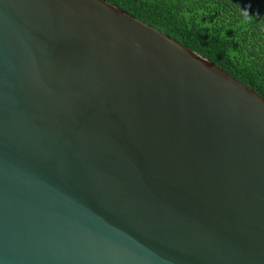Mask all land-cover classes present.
Masks as SVG:
<instances>
[{
  "label": "water",
  "instance_id": "obj_1",
  "mask_svg": "<svg viewBox=\"0 0 264 264\" xmlns=\"http://www.w3.org/2000/svg\"><path fill=\"white\" fill-rule=\"evenodd\" d=\"M0 264H264V97L109 0H0Z\"/></svg>",
  "mask_w": 264,
  "mask_h": 264
},
{
  "label": "trees",
  "instance_id": "obj_2",
  "mask_svg": "<svg viewBox=\"0 0 264 264\" xmlns=\"http://www.w3.org/2000/svg\"><path fill=\"white\" fill-rule=\"evenodd\" d=\"M109 1L207 56L264 97V0ZM244 10L250 21H243Z\"/></svg>",
  "mask_w": 264,
  "mask_h": 264
},
{
  "label": "clouds",
  "instance_id": "obj_3",
  "mask_svg": "<svg viewBox=\"0 0 264 264\" xmlns=\"http://www.w3.org/2000/svg\"><path fill=\"white\" fill-rule=\"evenodd\" d=\"M241 15L243 16V21L244 22H247V21L251 20V16L249 15V13L246 10L242 11Z\"/></svg>",
  "mask_w": 264,
  "mask_h": 264
}]
</instances>
